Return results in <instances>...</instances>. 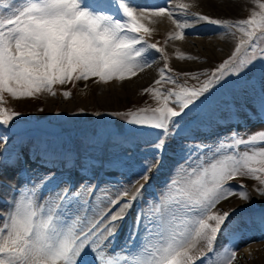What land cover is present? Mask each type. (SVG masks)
Instances as JSON below:
<instances>
[{"label": "snow or ice", "instance_id": "obj_1", "mask_svg": "<svg viewBox=\"0 0 264 264\" xmlns=\"http://www.w3.org/2000/svg\"><path fill=\"white\" fill-rule=\"evenodd\" d=\"M191 7L177 3L172 8L169 0L167 6L141 9L138 16L131 0H0V127L9 128L20 115L2 106L5 93L13 100L36 98L41 93L55 96V85L93 77L96 83L122 82L150 67V50L163 54L164 49L148 44L141 35L151 34L140 22L145 17L167 16L177 28L169 34L171 40L185 38L190 23L181 17L189 15L229 32L235 29L241 35L231 57L199 87L178 85L161 69L155 84L171 83L178 90L164 93L150 87L145 91L160 106L149 114L143 109L129 114L127 123L160 130L158 146L162 149L180 124L174 118L197 111L208 100L207 94L227 86L226 77L246 73L258 58V49L259 58H264V3H258L260 11L235 23L190 13ZM177 58L194 59L183 54ZM62 95L69 98L71 93L63 91ZM170 101L179 111L169 106ZM259 104L264 114V95ZM4 140L7 135L0 131V141ZM150 170V166L145 168L141 178L147 180ZM237 177L257 181L256 191L264 196V131L247 134V138L234 131L229 142L220 138L215 147L200 143L188 149L148 210L137 212L128 239L116 251H109L116 222L125 219L126 212L142 198L140 189L130 193L124 188L115 199L104 197L113 207L120 204L109 215L110 208L103 209L100 202L93 204L79 193L65 191L41 199L38 193L43 181L25 186L17 190L0 220V264H196L197 260L234 264V247L227 243L215 247L230 213L213 209L232 196L250 199L243 185L229 184ZM129 195L131 199L120 202ZM201 244L203 250L198 247Z\"/></svg>", "mask_w": 264, "mask_h": 264}, {"label": "bare ground", "instance_id": "obj_2", "mask_svg": "<svg viewBox=\"0 0 264 264\" xmlns=\"http://www.w3.org/2000/svg\"><path fill=\"white\" fill-rule=\"evenodd\" d=\"M138 2H139V5L148 4L145 0H138ZM172 2L175 5L177 3L192 4L193 7H191L190 9H194L196 11H201L205 14L206 13L212 14V15H214L215 18H218L217 16L225 17V16L230 15V14H232V15L238 14L241 11V6L239 5V3L236 0H176V1L172 0ZM151 6H155V5H151ZM254 6H256V5H254ZM250 9H252V8H250ZM210 10L211 11L213 10L215 12L212 13ZM255 11H257V10H255ZM181 18H184V17H181ZM162 20H163V22L164 21L167 22V24L166 23L162 24L161 23ZM140 22L143 23L145 26H147L150 29L154 28L156 31H155V33L153 31V33L156 35H158L159 31H160L159 34H163V32H165L167 34L166 35L167 38H169L170 33H175L177 31L176 26L172 23V21H170L167 18V16H164V17H155V16L145 17ZM186 38L193 39L194 41H191V43L186 44V42L188 41ZM230 40L231 39L229 36H222V35L221 36H219V35L215 36L214 35L213 37H210V34H207L204 36L190 35V36H186L182 40H176V41L174 40V42H175V44L176 43L179 44V43L183 42V43H181L182 45H180V46H181V50L185 53H192L193 50L195 49V47H197V50L200 49V51H204V54L206 55V57L208 56V58H215V57L217 58V56H218L217 54H219V53H215V51H213L214 47L215 46H223L224 48H222V50L224 51L225 48L229 46L228 41H230ZM169 48H171L173 50V53L176 52V50H175L176 48L173 45H172V47L170 46ZM202 49H205V50H202ZM170 60H172V59H170ZM186 62H188V60ZM186 62L183 61V63H186ZM181 65L183 66V64L177 63L178 67H180ZM185 65H187V64H185ZM192 66L193 67H190V69H197V68L199 69L201 67V66L195 65V64L194 65L192 64ZM185 68H188V66L187 67L185 66ZM152 76H154V73L149 71V70H146V72L144 71V72L140 73L138 76L135 75L134 77H132V80H130L129 82L128 81L121 82L119 86L111 89L110 92L108 91L109 94L105 90L103 92H101L102 87H100L96 84H94V85L86 84V86H84L81 93H85L84 97H85V100L88 101V103L92 100L97 99L98 102L99 101L101 102V104L110 107V108L106 107L107 109H119V108H117V106L121 105L125 101V99H129L128 97H132V94H134V93L136 94L135 88L137 90L138 86L144 87L145 84L147 83V81H149ZM132 88L134 91H132ZM95 90L96 91L100 90L101 93L97 94V96H96ZM92 92H93V95H92ZM108 101L109 102L111 101L112 103H109ZM92 103H93V101H92ZM251 197H252L251 202H261V203L263 202V204H264V196L258 197L257 195L253 194ZM233 199L234 198H232L230 203L227 202L228 206L231 208V210L248 206V205L241 204L239 202L240 200L236 201L237 199L236 200H233ZM263 231H264V217H263V221H261V223L258 224L256 228H252L250 230L249 235H254L256 232H263ZM228 245L235 248L237 246V243H235L233 241H229ZM236 253H237V259L234 261V264H239V262L241 260H243V258H244V260L240 264H264V242L253 244L251 246H248V247L242 249L241 251H236ZM249 256H251V257H249Z\"/></svg>", "mask_w": 264, "mask_h": 264}, {"label": "rangeland", "instance_id": "obj_3", "mask_svg": "<svg viewBox=\"0 0 264 264\" xmlns=\"http://www.w3.org/2000/svg\"><path fill=\"white\" fill-rule=\"evenodd\" d=\"M237 2L241 6V11L238 14H236L237 17H232V18H239V17L244 16V15L245 16H250L251 15L250 13H252L255 10H258V4L256 3L255 0H254L253 3L252 2H245V0L244 1L237 0ZM243 2H245V3H243ZM254 5H256V6H254ZM250 8H252V9H250ZM211 12L213 13L215 11L212 10ZM150 17H152V16H150ZM161 23L162 24H165V23L167 24V22H165V21L163 22V20L161 21ZM150 30H152L150 35H155V34H153V31L155 33L156 30L154 28L153 29H150ZM159 33H160V31L158 32V34ZM163 33H165V32H163ZM165 41H166L165 43H169L166 46V48H165L167 50V55L170 57V58L168 57V63L170 65H172L173 67H175L176 68V71L183 72L186 75L185 78L187 80L193 81V82H200V81H202V79H203L202 76H199L197 73H195L198 70V68L197 69H190V67H193L192 64L193 65L194 64L195 65H199V66L203 65L201 63H204L205 66L212 65L211 62L214 61V60L208 61L209 59H207V60H203L202 62H198L196 59H192V60L184 59V60H181V59H179L177 57L179 56V53H181V51H182L180 45H182L181 43H183V42H181L179 44H177V43L175 44L174 40H171V39H168V40L166 39ZM189 43H191V41H189V42L187 41L186 42V44H189ZM228 44H229V46L226 47L224 51L222 50V48H224L223 46H215L214 47V50L213 51H215V53H219V54H217L218 55L217 58L215 57L216 60H218L219 58H221V57L229 54L232 51V49L234 47L233 40L231 39L230 41H228ZM172 45L176 48L175 49L176 50L175 53H173V50L171 48H169L170 46L172 47ZM202 50H205V49H202ZM193 52L195 53L194 50H193ZM196 53H197V50H196ZM203 53H204V51H203ZM204 56H206V55L204 54ZM170 59H172V60H170ZM187 60H188V62H186ZM183 61H185L186 63H183ZM177 63H181V64H183V66L181 65L180 67H178L177 66ZM185 64H187V65H185ZM185 66L186 67L188 66V68H185ZM206 68L207 67H205V69ZM138 75H139V73L136 74V76H138ZM196 75H197L198 79H193L192 77L193 76H196ZM95 80H96V78L93 77V78H90L87 81H82V80L81 81H78L77 84L76 83H73L72 84L70 82V83H67L66 85H62L61 86V89H60L61 92H60L59 96H52V95H50L48 93H41V94H39L37 96L38 97L37 99H40L39 97H41V100H40L41 103H39L38 105L33 104V101H29L28 99L13 100V103L17 107H19L22 112L33 111V114L34 115H41V114H43L42 112H40L41 109H44L43 110L44 112H47L49 110L50 111L53 110V108L56 107V103H58L63 108H73V106H74V108L81 107L80 105H76L75 102H77V101H78V103H80L81 105H83L86 109L91 110V111H99V110H102L104 108L105 109L110 108V107H108L106 105L101 104L100 101L98 102L97 99L92 100L93 103H92V101H90L88 103V101H86L85 100V97H84V94L85 93H81V91L83 90L84 86H86V84H89V85L96 84V85L102 87L101 92H103L105 90L109 94L110 90L113 89V88H115V87H117V86H119L120 83H121V81H115V80H113L110 83L104 84V83H96ZM130 80H132V77L129 78V79H125L124 81H128L129 82ZM124 81H122V82H124ZM202 82H204V81H202ZM153 83H155V81L149 80V81H147V83L145 84L144 87L138 86L137 87V90L135 88L136 94L134 93V94H132V97H128L129 99H125L126 102L124 101L121 105L117 106V108H120V109H128L133 104H136L138 102L148 101L150 99V93L146 92L145 90H146V88L147 89L150 88L149 86L151 84H153ZM69 89H70L71 95H70L69 98H65L62 95V90L68 91ZM72 89H74V90H72ZM132 91H134L133 88H132ZM101 92H100V90H97V91L95 90V93H96L95 95L97 96V94H100ZM92 95H93V92H92ZM53 102H54V104H53ZM148 102L151 103V104H153V105H155V106H157V104L153 100L152 101H148ZM109 103H112V102L110 101ZM245 181H246L245 182L246 187L248 189L247 192L249 193L250 199L247 200V201H245V200L239 199L237 196H232L228 200L223 201L221 203L222 205H220V207L222 208V211H218L217 210V212H220V213L230 212L231 211V208L228 206V203H230V201L232 200V198H234L233 200H236L237 199L236 201L240 200L239 202L241 204L248 205V206L251 205V203L252 204H256L257 203V202H251V198H252L251 196L253 194L257 195L258 197L261 196L256 191V188L259 187V185L254 180H253L254 183H252V181L249 180V179H247V178L245 179ZM256 205H258V203ZM249 257H251V256H249ZM243 260H244V258H243ZM243 260H241L239 263H241Z\"/></svg>", "mask_w": 264, "mask_h": 264}]
</instances>
